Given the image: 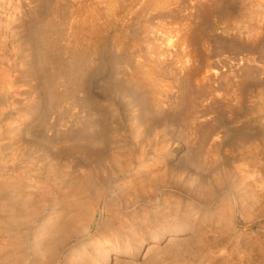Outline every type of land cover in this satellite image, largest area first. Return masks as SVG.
<instances>
[{
	"label": "bare ground",
	"instance_id": "obj_1",
	"mask_svg": "<svg viewBox=\"0 0 264 264\" xmlns=\"http://www.w3.org/2000/svg\"><path fill=\"white\" fill-rule=\"evenodd\" d=\"M156 1L158 2V0ZM0 2L3 5V0H0ZM15 2H17V0ZM24 4H27V3H24ZM159 4H160V1H159ZM19 6H21V1L19 3ZM79 6L77 7L79 8ZM207 6L209 7V5ZM155 7H157V5ZM18 8L22 9L21 7H17V9ZM19 9L16 10L17 12V13L15 12L16 15L18 14ZM23 10L24 9H22L21 11L24 13ZM28 10H30V8ZM14 16L15 15L12 16V20L9 23V28L13 29L17 27V29H19L21 28L20 24H22L20 23L22 21L20 17L22 18V16L20 15H19L20 17H14ZM84 16H86V14ZM23 18L25 19V16H23ZM7 24H8V21H7ZM133 26H130V27H133ZM206 30L207 29H205L204 32ZM196 36H199L198 32ZM28 37L32 42H30V44H28L27 42V45L23 40V34H21L18 37V39L22 42V44L24 43L25 45H22L21 50L20 49L17 50L16 48V50L19 52H15V54L13 55L14 58L11 60L12 62H9V61L7 62V67L0 68V255L1 254L3 255V253L5 254V256L4 255L1 256L2 258L3 257L5 259L7 257L9 258L10 255L12 257V254L15 253V252H11V251H14L13 250L14 246H17L16 247L17 249L21 245L23 246L24 249H26V252L25 253L22 252L23 257L21 258L22 254L19 251H17L21 255L19 257L20 259L19 258L18 259L15 258V259L16 260L22 259V262L24 264H138L137 259H142L141 262L145 263L147 259L149 260L152 258V253H154L155 255L154 254L153 255L156 256L155 251L159 250L158 246H159L160 241L166 240V243H168V245L177 244L179 241L178 239H180L179 235L182 233H185V231L188 230V229H184L183 226H180L179 228L177 227L175 229L167 231L164 228H162V226L164 225L163 223H162L163 225L160 226L161 229L157 227L158 225V223L156 224V222H158L157 220L167 219L168 216L165 214V212L157 213L159 211L157 212L153 211V208H160L164 204H167L169 200L168 199L169 196L171 197L173 194H179V196L181 195L182 196L181 198H184V200L188 201L189 203H192L191 205L196 206L194 207H195V212L197 213L199 209L212 207L211 205L215 201L217 202V199L220 197L222 191L231 195L232 193L230 191L232 189L229 191V188L231 187L229 186L225 187L224 184L225 183L226 185L230 184L229 180H231L232 178H235L234 182H232L233 179L231 180V183H232L231 185L232 186L234 185V188L236 189V190L234 189L236 191L235 193H241V191L244 189L246 191L247 186H249L248 188H251L250 185H252V183L249 185L245 181L249 179V178L248 179L245 178L248 175L249 176L251 175L252 177L251 176L250 177L253 178L252 173L250 174V172L247 171L249 168L247 170H245L246 168L245 169L243 168L245 167L246 163L244 166L240 164L242 168L239 166L241 169H239L240 171L239 172L237 171V173H239L240 176L236 175L237 174L235 173L236 171L233 173L229 169L224 168L227 166V162L229 161V158L231 157L230 154L233 155V151H235L236 148L238 149L239 147L240 148L246 147L245 149H247L251 153L256 151L258 147L257 144L255 145L257 147L256 149H254V151H251L249 149L251 148L250 146L249 148H247V144H249V142L253 140L251 138H253L252 136H254V135L250 136V129H252V132H253L254 128L260 129L259 126L261 124H264V119H262V121L261 120L260 122L258 121L259 123H261L260 125L259 124L258 126L255 125L258 122L254 119V116L252 117V115L256 113H257L256 115H258L260 112L262 113V111H264V108H261V105H264V103H262V100H261L262 93H259L260 94L259 96L257 95L258 98L256 99L251 98L253 100L250 101L248 98L250 96L247 95L248 93L243 94L241 92L242 90L238 92L240 87H244L247 82L253 80L252 78L249 77L250 72L252 70L256 71V72L251 73V74L256 73L254 80L257 77L259 78V76L256 77L259 70L258 68H256V66H253L254 62L251 63V59L249 60L246 56H241L237 59L238 56L237 57L235 56L236 60H235V57H233L234 59H232L233 60L232 62L230 61L226 63L224 61L225 59L219 62L220 61L219 60L217 62L218 68H216V70L212 69L210 71V68H213L212 66H214V64L204 62L203 60H200L201 58H199V60H190L191 58L190 59H181V58L179 59L177 58L178 56L173 58L174 56H171L169 54L174 53L175 50L171 51V48L173 49L174 46H170L171 47L170 53H166L165 48H163L165 52H162L163 51L162 47H161L162 51H159L160 48L157 46L156 47L157 51L154 50L156 53L155 52L154 54L151 53L153 54V57L151 55V58L149 59L148 58L146 59L143 57V59H135V60L131 59L130 60V58L129 59L125 58L124 60V59H121L120 55H119L120 58L117 57L119 53H117L115 57H112V55L109 54L111 57H109L108 60H109V64L111 63V67L108 65L110 67V72L108 73L109 76L107 75L108 76L107 78L108 79L111 78L112 81L110 80V82H107V84H105L104 87H101L102 91L107 96V100H108L107 105L106 103L105 105H102V104H99L100 102L97 103L96 102L97 100L96 101L94 100L92 93L89 89L90 87L89 78H92L90 77V75L94 72L93 71L94 67H97L98 65H100L99 64L100 62L99 54L101 55V53L99 52L101 50L100 51L96 50V52L93 53V54H96L98 52L97 56L99 57L98 58L99 60L98 62H95L96 64L93 63L95 59H93L94 61L90 59L89 61H92L90 63L89 61L86 62L84 60L83 61L78 60L76 55L74 56L73 54V56L77 58V60L74 58L76 62L73 61V64H70L71 68L70 69L68 68L69 70L67 68H64L65 70H68L66 82L69 85V88L68 89L66 88V90L65 89L61 90L65 88L62 85L63 82L61 81L56 82V79H55L56 74L55 75L50 74L51 71L49 72V74L45 73L49 69V68L47 69L46 64H48V66L51 69H53L55 66L56 70L60 71L63 69L64 65L67 63H65V61L63 62L62 60L63 57L62 59H60L57 52H55L54 50H53L54 53H51V51L48 50L49 47L47 43L45 46L43 45L42 51H41V46L39 45V38L41 39L42 37L39 32L37 33L34 31H29ZM184 38L186 37L184 36ZM180 40L181 39H179V41ZM44 41L46 42L47 40L44 39ZM44 41L40 42L41 45L42 43L44 44ZM5 43L6 41L4 42V44ZM9 43L11 44L10 41ZM56 43L57 42H55V44ZM233 43H236V41ZM18 45L20 44L18 43ZM70 45H72L71 42H70ZM63 48H64V45H63ZM130 48L128 50H131ZM154 48L155 47L153 46V48L151 49H154ZM187 48L185 47V49ZM44 49H47V50L45 51ZM64 49H67V48H64ZM97 49L99 50L100 48L97 47ZM31 50L32 52H34V56L31 54ZM179 51H182V50L179 49ZM38 52H40V54H42L43 56L44 62L42 61L41 64H38L40 59L39 61H37V57L39 54ZM64 52L66 53V51ZM151 52H153V50H151ZM184 53H183V56H184ZM124 54H125L124 55L125 57H128V55L126 56V52ZM166 54L169 57L171 56V58H168ZM177 54H179V52ZM142 55H144V53ZM30 56H33V61H31V59L28 58ZM214 67H216V65ZM228 68L232 70L230 71V69ZM260 68L261 67L259 66V69ZM262 68H264V66H262ZM64 69L62 71L63 74L66 73ZM97 69H100V68L98 67L95 68V71ZM228 70H229V73H228ZM28 72L31 74L34 73L37 76L39 81H41L40 83H42L41 86H44V89L46 85H50L52 82H54V80L56 82L54 86H57V87L61 86L60 91L58 90L56 92L57 89L55 90L56 93L53 96L54 101L51 100V105H50V99L48 96V99H47L48 105L46 104L47 108L46 106H44L43 108V112L39 120L40 122L38 124L39 125L38 129H35V130L33 129L34 131H30L29 133L31 135L29 137H32V139H34V142L36 140L38 142L39 140H43L46 143H48V146L51 147V149L49 150L48 148L47 149L42 148L43 150H41L42 151L41 153H37L36 150L33 149V146L30 147L31 144H29L28 147L26 146L27 144L24 145V143L27 142L25 141L24 136H23L25 132L21 133L22 132L21 128L15 127V124H18V123H19V126L23 125L24 127V122H27L28 120V119L26 120V118H23L21 113L23 112V108L25 106H29L31 103H29L30 101L29 102L26 101L28 97L25 96V91H23L24 88L20 89L21 91L18 89L19 84H20L18 83L19 80L24 78L25 74L29 75ZM59 73H61V71ZM258 74H260V71ZM17 83H18V87L16 86ZM251 83L253 82L251 81ZM20 86H23V85L20 84ZM244 88H247V86H245ZM99 91L101 92V90ZM32 93H33V90H32ZM80 94H82V96H80ZM67 100L71 102L70 106L72 107V108L68 107L69 105H67L68 110L71 108L73 111V114L70 116H69L70 112L66 114L65 112L66 108H64L66 105L63 104L64 102L68 104L69 102ZM36 104L39 105V103H36ZM82 107L84 109H82ZM80 108L84 110L83 112L85 113L84 114L83 112L80 111V113L84 115L82 116L83 118L78 116V115H81L78 112ZM217 108L221 110V113L223 111L224 114L226 115L228 114L227 117L229 119L228 125L226 123L227 126L225 129V133L229 134L228 138L223 139L225 135L222 136L223 134L222 135L217 134L218 136H215L213 140L211 139L212 141L209 144L210 146L214 147L213 149L214 152L210 149L212 153H215L217 160L220 159L222 163V166L220 165L221 171L219 173L220 176L218 178V181L221 180L222 182L217 183L215 181L217 185H213V183L208 184L209 186L207 188L205 187L206 193L203 192L205 193L204 195L206 194L207 195L202 196L198 192H199V187H200L202 180L206 181L204 180V177L206 175L205 176L201 175V173H198L196 169L193 167L196 164L201 165L200 163L202 162L203 159L199 157L200 160L202 159L199 163V160L197 161V159H195L194 157L191 158V155L194 153H192L193 151L191 152L190 150L186 151L187 155L185 154L183 156L184 158L181 157L182 155L180 153L181 152L180 145L183 142L181 144L178 143L180 145L176 144V141H177L176 137H177V134H180L181 132L182 133L181 135L183 136H180V137L178 136V137L181 139L185 138L184 137L185 134L181 130H184L185 132L188 130V132H191V134H197V135L200 134L198 136L199 137L198 142L200 144L199 145L200 148H203V146L209 142L210 138H212V134L214 132V129H211L210 127H209L210 129L209 128L205 129L204 123L210 121L214 115L216 116V114H213L212 112ZM51 110H53L52 113H54V116L53 118H51L52 116H50V119L52 120H47L48 118L47 115L48 113H50ZM220 110L215 113H217L218 115ZM223 113L221 114V116L223 115ZM208 117L211 119L206 121ZM214 118L215 117H213V119ZM123 120H125V123L123 122ZM213 121H215V119ZM178 123L179 125H181L180 127H182L181 130H178V126H179ZM111 124H115V125H111ZM33 127L35 128V126ZM28 129L31 130L30 128ZM19 138L23 140L22 142L23 144H20V145L18 144V142L21 141V140L19 141ZM15 142H17L16 144H18V146L16 145V147H14ZM196 144L197 143H195L194 145ZM12 146H13L12 150L17 149L18 151H15L14 153L12 152L13 153L12 155L9 153L11 155V162L9 161L11 163V167H10L9 165H7L8 164L7 163V149L11 148ZM23 147L25 148L24 153H22L23 152L22 150H24ZM204 147H207V146H204ZM226 147L229 149L230 154H228V150L226 149ZM192 149L193 148H191V150ZM200 150L202 151V149ZM208 151H205L206 152V156H204L205 162L210 161L211 159H213V157L211 156L212 155L214 156V154L209 155ZM239 151L240 150L238 149L236 153H239ZM245 152L247 153L246 150H244V153ZM255 154L256 153L254 152V155ZM258 156L255 155L254 157H256L257 159ZM262 157L264 156H261V158ZM193 158L195 160H193ZM20 161L23 162L24 164L16 168V166L14 165ZM194 161L195 162L197 161V163L195 164ZM261 162H264V161H261ZM209 163L211 164V161ZM7 166L9 167L7 168ZM220 166L218 167L220 168ZM228 166L230 165L228 164ZM230 168L233 169L235 168V166L233 168L232 167ZM234 175H236V177ZM112 180H114V183ZM227 181L229 182L227 183ZM203 184L204 183H202V185ZM205 186L207 185L205 184ZM249 192H250V189H249ZM230 195L228 197H230ZM255 196L259 197L257 195ZM232 197H233V194H232ZM261 198H264V197H261ZM179 199L180 198H178V200ZM237 200L239 199L237 198ZM225 201H227V199ZM243 201L244 200H242V203ZM186 204L188 205L187 202ZM254 204H257V203H254ZM218 206L216 208H218ZM175 210L176 209H174V211ZM220 210L224 212V208ZM177 211H179V208L177 209ZM155 212L156 214H153ZM257 213L253 214L254 217H256ZM262 214H264V212H262ZM194 215H191V216H194ZM228 215H230V213ZM240 216H241L240 218H242V215ZM251 216H250V219H251ZM259 216H261V214ZM179 218L182 219V217H179ZM228 218H230V216ZM181 219L180 221H182ZM218 220H219V217H218ZM200 227L201 226H199V228ZM204 228L206 229V227ZM193 231H190V233L195 235L196 230L194 232ZM198 241L199 239H197L195 242H198ZM258 241H259V238H258ZM247 243L249 244L250 242H247ZM253 244L251 243V245ZM185 246L187 248V245ZM205 246L207 248V245ZM224 246L225 245H223V247ZM220 247L221 246L219 245V248ZM7 248L11 254L8 253ZM221 249L222 251L225 250L223 248ZM161 251L160 253H162ZM6 253L9 256H7ZM158 253L159 252H157V254ZM245 255H248L247 251ZM2 258L0 259V261L8 262L6 260H3L4 258L3 259ZM248 258H251V257H248ZM9 260L11 263L12 262L11 258H9ZM16 260L13 261L12 263L15 264L14 262H16ZM258 260L261 261V259H258ZM205 261L208 262L207 260ZM22 262L20 263L23 264ZM149 262L147 261L148 264ZM17 263L19 264L18 261L16 262V264ZM261 263L259 262V264Z\"/></svg>",
	"mask_w": 264,
	"mask_h": 264
},
{
	"label": "rangeland",
	"instance_id": "obj_2",
	"mask_svg": "<svg viewBox=\"0 0 264 264\" xmlns=\"http://www.w3.org/2000/svg\"><path fill=\"white\" fill-rule=\"evenodd\" d=\"M8 1L7 0L6 1L3 0V5L0 2L1 3L0 4V58H1L0 66L1 65L3 66V67L1 66L0 68L7 67V62L8 61L12 62L11 60L14 58L13 55L15 54V52H19L17 50H19V49L21 50L22 45H25L24 43L22 44V42L18 39V37L21 34H23V40H24V42L27 45V42H28V44H30V42H32L29 39V37H28L29 31H34V32H37V33L39 32L41 37H42L41 39L43 41H44V39L47 40L46 42L44 41V44L42 43V45H41L40 42H43V41L39 38V45L41 46V51H42L43 45L45 46L46 43H47V45L49 47L48 50H50L51 53H54V51L57 52L59 58L62 59V57H63V59H62L63 62L65 61V63H67V64L64 65L63 69L64 68H67V69L69 68L70 69L71 68L70 64H73V61H75V59L77 60V58H78V60H82V61L84 60L86 62H88L90 59L92 61H94L93 59H95V61L93 62V63H95V62H98V60H99L98 58L100 57V60H99L100 61L99 62L100 65L97 66L100 69H97L96 70L97 72H96L95 68H97V67H94V70H93L94 72L90 75V77H92V78H89L90 79V82H89V86L90 87H89V89H90V91L92 93V96H93L94 100L95 101L97 100L96 101L97 103L100 102L99 104H102V105H105V103H106V105H107V103H108L107 96L104 94V92L102 91L101 87H104L105 84H107V82H110V80H111V78L110 79L107 78L109 76L108 73L110 72V67H111V63L109 64V60H108V58L111 57L110 55H112V57H115L117 55V53H119L117 55V57H119V55H120L121 59H124V60H125V58L126 59L130 58V60L131 59H133V60H135V59H143V57L146 58V59L147 58L149 59V58H151V55L153 57V54L155 52L154 50L157 51L156 47L158 46L160 48L159 51H162L163 48H165L166 53H170L172 50L173 51L177 50L176 52L177 53L179 52V54H181V55H179V54H177L174 51V53L169 54L171 56H174L173 58H175L177 56H178L177 58H179V59L180 58L181 59H190L191 58L190 60H199V58H201L200 60H203L204 62L213 63L214 66L216 65V67L211 65L213 68H210V71L212 69L216 70V68H218V66H217L218 63L217 62L219 60H220L219 62H221V61H223L225 59L224 61L226 63H228L230 61L232 62L233 61L232 59H234L233 57H235V56L236 57L238 56L237 59L239 57H241V56H246L249 60L251 59V63L254 62L253 63L254 65L253 64H251V65L256 66V68H258V70L260 71V74H258L259 73V71H258L256 77L259 76V78L257 77L255 79L257 81H255L254 77H255L256 73H254V74H251V73L256 72V71L252 70L250 72L249 77L253 79V80H251L253 83H251V81L247 82L248 84L246 83V85H245V86H247V88H244L245 86L244 87H240L238 92H240L242 90L241 92L243 94L244 93H248L247 95L250 96V97H248L250 101L253 100V99L258 98V96L260 95L259 93H262L261 94V98L262 99L260 97L259 98L262 100V103H264V79H262V78H264V68H262V66H264V63H262V62H264V0H158V2L156 0H47V1L46 0H37V1L36 0H27V1L20 0L21 1V6H19V3H20L19 0H17V2H15L16 0H10L9 2ZM159 1H160V4H159ZM41 2H43V3H41ZM24 3H27V4H24ZM100 3H102V4H100ZM107 3H109V4H107ZM211 3H212V5H211ZM79 4H80V6H79ZM90 4H92V5H90ZM83 5H85L86 7L83 6ZM156 5H157L158 8L155 7ZM207 5H209V7ZM2 6H4V7H2ZM77 6H79V8ZM89 6H91V7H89ZM159 6H161V7H159ZM1 7L4 8L5 10L2 9ZM17 7H21L22 9H24L23 11H24L25 14L21 11L22 9L18 8L19 11H18V14H17L18 16H17L15 14L16 10H18ZM212 7H213V9H212ZM25 8H27V9H25ZM29 8H30V10H28ZM81 9L84 12H82ZM140 13H142V14H140ZM12 14L15 15L14 17L22 16V18H23V16H25V19L23 18L24 20L20 17V19L22 20L20 22V23H22V24H20L21 28H19V27H18L19 29H17V27L13 28V29L9 28V23L12 20V16H13ZM85 14H86V16H84ZM206 18H208V19H206ZM7 21H8V24H7ZM100 22H101V24H100ZM43 24H45V25H43ZM82 24H84V25H82ZM195 25H197V26H195ZM126 26H128V27H126ZM130 26H133L134 28L130 27ZM203 29L204 30L207 29V30L204 32ZM195 30L198 32L199 36H196L197 32ZM199 30H201L202 32L199 31ZM46 32H47V34H46ZM193 32H194V34H193ZM58 33H60V34H58ZM90 33H92V34H90ZM135 33H137L138 35L135 34ZM203 33H205V34H203ZM261 34H262V36H261ZM80 35H81V37H80ZM113 35H114V37H113ZM172 35H174V36H172ZM253 35H255V36H253ZM6 36L9 37V38H7ZM100 36H101V38H100ZM102 36H103V38H102ZM184 36L186 38H184ZM171 38H173V39H171ZM214 38H215V40H214ZM179 39H181V40L179 41ZM3 41L4 42L6 41V43L4 44ZM9 41L11 42V44L9 43ZM235 41H236V43H233ZM17 42L20 45H18ZM55 42H57V43L55 44ZM59 42H60V44H59ZM70 42L72 43V45H70ZM246 43H248V44H246ZM225 44H226V46H225ZM63 45H64V48H67V49H64ZM98 45L99 46L101 45V46L99 47ZM165 45H167V46H165ZM96 46L98 48H100V49L98 50ZM153 46L155 48L151 49V48H153ZM170 46H174V48L172 49ZM233 46H234L235 49L233 48ZM70 47H71V49H70ZM161 47H162V50H161ZM185 47L186 48L188 47V48L185 49ZM11 48H12V50H11ZM16 48H17V50H16ZM129 48L132 51L128 50ZM170 48H171V51H170ZM175 48H177V49H175ZM69 49H70V51H69ZM75 49H76V51H75ZM123 49H125V50H123ZM179 49L182 50V51H179ZM44 50L46 51L47 49H44ZM63 50L66 51V53ZM96 50L97 51L101 50L99 52V53H101V55L99 54V57L97 56L98 52L96 54H93V53L96 52ZM137 50H138V52H137ZM151 50H153V52H151ZM127 51H128V53H127ZM165 51L163 50L162 52H165ZM167 51H169V52H167ZM125 52H126V56L128 55V57L124 56ZM142 52L144 53L145 56L142 55L143 54ZM199 52H201V53H199ZM38 53H39L38 54L39 58L37 57V61H39V59H40L38 64H41L42 61H43V56H42V54H40V52H38ZM151 53H153V54H151ZM183 53H184V56H183ZM31 54L34 56V52H32V50H31ZM73 54H74V56L76 55L77 58H75L73 56ZM129 54H130V56H129ZM164 55H165V53H164ZM228 55H230V56H228ZM33 56H30L31 58L30 57H28V58L31 59V61H33ZM89 56H90V58H89ZM91 56H93V57H91ZM94 56H96V57H94ZM166 56H168V55L166 54ZM171 56L170 57L168 56V58H171ZM188 56H189V58H188ZM260 56H261V58H260ZM236 57H235V60H236ZM244 59H246V58H244ZM107 60H108V62H107ZM92 61H89V62L91 63ZM261 64H262V66H261ZM46 65H47V69L49 68L50 70L48 69L49 71L47 70V72H45V73L49 74V72L51 71L50 74H53V75L56 74V77H55L56 82L57 81L63 82L62 85L65 88L62 87L63 89H61L60 88L61 86H59V87L54 86L56 84V82L54 80L55 83L52 82L50 85H46V87L44 89V86H41L42 83H40L41 81H39L37 76L34 73L31 74L29 72H28L29 75L25 74L24 78L20 79L19 82H18V83H20L23 86H20V84H19V87H18V83L16 84V86L18 87L19 90L24 88L23 91H25V96L28 97V99L26 101L27 102L30 101L29 103H31L30 104L31 106L30 105L29 106H25L23 108V112L21 113L23 118H26V120L28 119L27 120L28 124H27V122H24V127H23V125L19 126V123H18V124H15V127H20L21 130H22L21 133L25 132L23 134V136H24L25 141H27V142H25L24 145L27 144L26 146L28 147L29 144H31L30 147L33 146V149H35L37 153H41L42 152L41 150H43L42 148H46V149L48 148V150H49V149H51V147L48 146V143H46L43 140H39V142L36 140L37 142L36 141L34 142V139H32V137H29V136H31L29 133H30V131H34L35 129H38V127H39L38 124L40 122L39 120H40V117L42 115L43 108H44V106H46V108H47V105H48L47 104L48 103V100H47L48 96H49L50 105H51V100L54 101V97L53 96L58 90L59 91H60V89L61 90H64V89L66 90V88L67 89L69 88V85L66 82V80H67V71L69 69L68 70L64 69V71L66 73L63 74L62 73L63 69L62 70L59 69L61 71V73H59L60 71L56 70L55 66L53 68L55 70L54 71L53 69H51L48 66V64H46ZM102 65H104V66H102ZM258 65L261 67L260 68L261 70L259 69ZM228 69H230V68H228ZM231 70L232 69H230V71ZM228 73H229V70H228ZM101 80H102V82H101ZM238 80H239V78H238ZM24 82H25V84H24ZM32 90H33V93H32ZM55 90H56V92H55ZM99 90H101V92ZM255 90H257V91H255ZM27 93H28V95H27ZM101 93H103L104 95L101 94ZM80 96H82V94H80ZM251 98H253V99H251ZM261 100H260V102H261ZM67 101L69 102V100H67ZM36 103H39V105H37ZM70 103L71 102H69L68 104H66L65 102L63 103L64 105H66L64 107V108H66L65 109L66 110L65 111L66 114H68L69 112L71 113V114L69 113V116L73 114V111L71 109L72 107L70 106L71 105ZM248 103H249V101H248ZM67 105H69L68 107H71L70 108L71 110L70 109L68 110ZM262 106H264V105H261V108H264ZM82 109H84V108L82 107ZM82 109L80 108V110L78 112L79 113H80V111L83 112L84 110H82ZM219 110L220 109L217 108V109H215L212 112L213 114H216V116L215 115L213 116L211 114L213 117H215L214 118L215 121H213L214 120L213 117L211 119V118H209L210 117L209 116L206 121H208L210 119L211 120L206 122V123H204L205 129L209 128V127L211 129H214V132L212 134V138H210L209 142L206 145H204V146H207V147L203 146V148H200V146H199L200 144L198 142V138H199L198 136L200 135L199 133H198L199 135L191 134V132H188V130L185 132L184 130H181L182 127H180L181 125H179V123H178V125H179L178 126V130H181L185 134V136H184L185 138L182 137L184 139L179 138L180 136H183V135H181L182 134L181 132H180V134H177V137L179 136L178 137L179 139L176 137V140L178 141V142L176 141V144H178V143L181 144L183 142L181 145L178 144V145L181 146V152H180L181 155H182L181 157H183L185 154L187 155L186 151L190 150L191 152L193 151L192 153H194V154H192L193 156L191 155V158L194 157L195 159H197V161L199 160V163L203 159L202 160V162H203L204 159H205L204 156H206V152L205 151H208V150L211 149L214 152V150H213L214 147L210 146L209 144L211 143V141L213 140V138L215 136H218L217 134H219V135L223 134L222 136L225 135L223 137V139L224 138H226V139L228 138L229 134L225 133V129H226V126L228 125V120H229L228 117H227L228 114L226 115L222 111V113H223V115H222L223 117H222L221 116L222 113H221V110H220V112L218 114L220 116L219 117L217 115V113H215V112H218ZM52 111L53 110L50 111L51 115H50V113H48L47 120H52V119H50V116H52L51 118H53V116H54V113H52ZM80 114L81 115H78V116H80V117L84 116V115H82V113H80ZM256 114L252 115V117L254 116V119L257 122L258 121L260 122V120L262 121V119H264V111H262V113L260 112L258 115H256ZM123 122L125 123V120H123ZM259 122L256 123L255 125H257V126H258V124L260 125L261 123H259ZM226 123H227V125H226ZM32 125L35 126V128ZM111 125H115V124H111ZM111 125H109V126H111ZM213 126H215V127H213ZM161 127H163V126H161ZM161 127H160V129H161ZM28 128H30L31 130H29ZM259 128L260 129L254 128L253 132H252V129H250V136H252V135H254V136H252L253 138H251V139H253V140H251L249 142V144L250 143L251 144L254 143V144H252V146H251V144L250 145L247 144V148H249V146H250L251 148H249V149L251 151H254V149H256V147L258 146L256 151H254L256 153L255 155H257V156L259 155L257 157V159H256V157H254L255 156L254 152H252L253 153V155H252V153L250 151L245 149L246 147H243L244 149L240 148V147L238 148L240 150L239 151L240 154L236 153L238 151L237 148L235 149V151H233V155L235 157L237 156L236 158L229 153V149L226 147V149L228 150V154H230L231 157L229 158V161L227 162V166L224 167V168L229 169L233 173L236 171L235 173H237V171L239 172L240 171L239 169L242 168L241 165L244 166L245 163H246L247 166L245 165V167H243V168L244 169L246 168L245 170H247L249 168L247 171H249L250 174L252 173L253 178H251L252 177L251 175H250L251 177L248 175L249 177L247 176L245 178L246 179L249 178V179L245 180V181L249 185L252 183V185H250L252 190H251V188H248L249 186H247L246 187L247 188L246 191L244 189V190H242L243 192L241 191V193H235L236 189L234 188V185L233 186L231 185L232 184L231 180L233 179L232 182H234L235 178H232V179L230 178L231 179V180H229L230 182L227 181V183L229 182L230 184L226 185V183L224 181L223 182L225 184L224 183L223 184L225 185V187H227V186L231 187V188H229V191L232 189L230 192L233 194V197H232V194L230 195V194L222 191L220 197L217 199V202L215 201L211 205L212 207L199 209V211L197 213L195 212V207L196 206L195 205H191L192 203H189L188 201L184 200V198H181L182 197L181 195L179 196V194H173L171 197L169 196V198H168L169 200H168L167 204H164L160 208H153V211H156V212L159 211L157 213L165 212V214L168 216L167 219H164L166 221L158 219L157 220L158 222H156V224L158 223L157 227L160 228V226H162L164 224L163 225L164 227L162 226V228H164L167 231L175 229L177 227L179 228L180 226H183L184 229H188V230H186L185 233H182V234L179 235L180 239H178L179 241L177 240L178 241V243L176 242L177 244L168 245V243H166V240H162L164 242L160 241L159 242V246L162 247V248H160L158 246L159 250L155 251L156 256H154L155 254L152 253V258L153 259L152 258H151L152 260L151 259H149V260L147 259L145 263L141 262L142 259H137L138 260L137 261L138 264H142V263L143 264H148L147 261L148 262L150 261L149 264H156L158 262H159L158 264H188V262H189V264H192V262H193V264H217V263L218 264H241V263L242 264H259V262L260 263L261 262L264 263V256H262V255H264V229H262V228H264V214H262V212H264V208H262V207H264V198H261V197H264V192H262V191H264V184H262V183H264V178H262V177H264V176H262V175H264V162H261V161H264V157L261 158V156H264V155H262V154H264V124H261L259 126ZM254 133H256V134H254ZM187 134H189V135H187ZM48 135H50V134H48ZM255 135L256 136L258 135V136L256 137ZM195 136H197V137H195ZM26 139H28V140H26ZM20 140L21 139L19 138V141ZM41 141H43L44 143L41 142ZM179 141H181V142H179ZM20 142H18L19 145L23 144L22 143L23 140H21ZM16 143L17 142H15V145L13 144L14 147H16V145L18 146V144H16ZM195 143H197L196 144L197 146L194 145ZM256 144H257V146H255ZM46 145H47V147H46ZM190 146H191V148H193L192 150H191ZM197 147H199V148H197ZM211 147H213V148H211ZM12 148H13V146L11 148L7 149V163H8L7 165H9L10 167H11V163H10L11 162V155L15 151H18L17 149L16 150H12ZM23 149H24V150H22L23 152L22 151H20V152L24 153L25 148L23 147ZM186 149H188V150H186ZM200 149H202V151ZM241 149H242V151H241ZM211 150L208 151L209 155L214 154V156L213 155L211 156L214 159V160L213 159L210 160L211 164L209 163L210 161H207V162L204 161L203 163L202 162L200 163L201 165H197L196 164L197 161L196 162L194 161L196 165H194V167L192 166L193 168L196 169V171L198 173H201V175H204V176L206 175L205 177L204 176H202V177H204V180H206L207 182L202 180V182L200 184L201 188L199 187V192H198L202 196H206L207 195V194L206 195H204V194L206 193L205 192L206 191L205 187L207 188L209 186L208 184H212L213 183V185H217L216 182L217 183L218 182H220V183L222 182L221 180L218 181V178L220 176L219 173L221 171L220 169H221L222 163H221L220 159L217 160L215 153H212ZM244 150H246L247 153L249 152L250 154L249 153L247 154L246 152L244 153ZM257 152H258V154H257ZM199 157L202 158V159L200 160ZM194 158H193V160H195ZM246 160L251 165L253 164L254 166L252 165L253 166L252 167ZM20 162H17L14 166H16V168H18L22 164H24L23 162H21V163ZM203 164H205V165H203ZM228 164L230 166H228ZM237 165H238V167L240 166L241 168L240 167L238 168ZM9 166H7V168ZM218 166H220V168ZM234 166H235V168H233ZM206 167H208V168H206ZM215 167L216 168L218 167V168L216 169ZM230 167H232L233 169H231ZM254 174H255V176H254ZM236 175L240 176L239 173H237ZM236 175H234V176L236 177ZM237 178H239V177H237ZM254 179H256V180H254ZM112 181L114 183V180H112ZM208 181H210V182H208ZM202 183H204V184L202 185ZM205 184L207 186H205ZM223 184H222V186H223ZM260 187H261V189H260ZM249 189H250V192H249ZM200 192H202V193H200ZM203 192H205V193H203ZM240 194H242V195H240ZM166 195H168V194H166ZM229 195H230L231 198L228 197ZM237 195H239V196H237ZM251 195H253L254 198ZM255 195H257L259 197H256ZM223 196H225V197H223ZM248 197H250V198H248ZM175 198H177V199H175ZM178 198H180V199L178 200ZM237 198L239 200H237ZM223 199H224V201H223ZM226 199H227V201H225ZM242 200H244L243 203H242ZM186 202L188 203V205L186 204ZM244 203H245V205H244ZM254 203H257V204H254ZM217 206H218V208H216ZM245 206L247 207V209H246ZM178 208H179L180 212L177 211ZM223 208H224V212L222 210H220V209H223ZM174 209H176V210L174 211ZM228 210H230V211H228ZM243 210H245V211H243ZM256 210L257 211L259 210L258 213H257ZM260 210H262V211H260ZM156 212L153 213V214H156ZM190 213H191V215H194V214L195 215L191 216ZM229 213H230V215H228ZM254 213L255 214L257 213L258 216L256 215V217H254V215H253ZM260 214H261V216H259ZM240 215H242L243 219L240 218L241 217ZM248 215H250V216L252 215L254 219L252 218V216H251V219H250V216H248ZM176 216H177V218H176ZM229 216H230V218H228ZM179 217H182V219L179 218ZM218 217H219V220H218ZM180 219L182 221H180ZM203 221H204V223H203ZM178 222H180V223H178ZM215 222H216V224H215ZM229 222H230V224H229ZM174 224H176V225H174ZM177 224H178V226H177ZM186 224H187V226H186ZM199 226H201V227L199 228ZM204 227H206V229ZM189 229H190V231H193V230L195 231L196 230V234H198V235L191 234ZM218 230H219L220 233L218 232ZM215 232H216V234H215ZM203 234H204V236H203ZM245 235L246 236L248 235V236L246 237ZM185 236H186V238H185ZM213 236H214V238H213ZM187 237L189 238V240H188ZM215 237H217V238H215ZM195 238L199 239V241L195 242L197 240ZM258 238H259V241H258ZM191 241H192V243H191ZM201 241H202V243H201ZM206 241H208V242H206ZM235 241H236V243H235ZM237 241H238V243H237ZM193 242H195V243H193ZM247 242H250L249 243L250 245H251V243L252 244L254 242L255 243L250 246ZM167 245H168V247H167ZM185 245H187V248H186ZM205 245H207V248H206ZM219 245L221 246L220 248H219ZM223 245H225V246L223 247ZM16 247L17 246H14V249H13L14 251L10 250L11 252H15L16 255L14 253V254H12V257H11V255L9 256L6 253L7 256H9V258H11L12 262L16 260L15 258L18 259L21 254H22V256H21V258H22L23 257V253L22 252H24V253L26 252V249H24L23 246L20 245L21 249H20V247H18L17 248L18 250L16 249ZM205 248H206V250H205ZM221 248H223L225 250L222 251ZM22 249H24V250H22ZM160 249L163 250V251H161ZM183 249H185L186 251L183 250ZM7 251H8V248H7ZM17 251H19L21 254L19 252H17ZM160 251L162 253H160ZM166 251H168V252H166ZM228 251H230V252H228ZM238 251L242 255L243 254L244 255L242 256ZM246 251H247L248 255H245ZM157 252H159V253L157 254ZM163 252H165V253H163ZM218 252H220V253H218ZM222 252H224V253H222ZM8 253L11 254L9 251H8ZM3 255L5 256L4 253H3ZM3 255L2 254L0 255V259L2 258L1 256H3ZM200 255H202V256H200ZM252 255H254V256H252ZM13 256H14V258H13ZM195 256H197V257H195ZM149 257H151V256H149ZM248 257H251V258H248ZM9 258L8 257L6 259L4 258L3 260H6L8 262L0 261V264H6V263L7 264H11L12 262L10 263ZM249 259H250V261H249ZM258 259H261V261L258 260ZM205 260H207L208 262H206ZM231 260H233V261H231ZM17 261L19 262V264H21L20 262H22V259L21 260H16V262ZM16 262H14V263L16 264ZM195 262H197V263H195ZM233 262H235V263H233Z\"/></svg>",
	"mask_w": 264,
	"mask_h": 264
}]
</instances>
